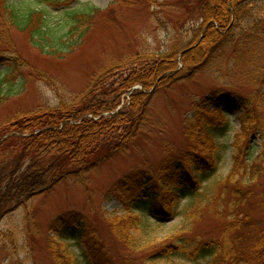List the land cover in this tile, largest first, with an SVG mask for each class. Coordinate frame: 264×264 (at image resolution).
<instances>
[{"label":"trees","instance_id":"16d2710c","mask_svg":"<svg viewBox=\"0 0 264 264\" xmlns=\"http://www.w3.org/2000/svg\"><path fill=\"white\" fill-rule=\"evenodd\" d=\"M10 3L6 0L3 21L20 32L28 31L33 46L46 55L59 53L66 43L78 47L99 12L97 8L69 12L66 25L70 28L65 39L64 31L51 24L46 10L59 2L29 0L21 7ZM185 7L190 14H197L200 24L193 30V42L184 50L206 32L201 48L195 49L201 51L196 53L192 68L215 69L225 61L231 67L225 76L245 83L243 89L232 87L221 97L227 107L240 112V130L230 141L231 114L212 103L199 104V110L189 119L194 131L197 129L200 144L194 158L184 155L167 160L157 176L130 173L114 184L110 193L123 211L131 212L127 221H132L134 230H139L146 215L155 223H163L173 208L187 200L185 215L189 221L185 229L167 245L151 250V262L178 258L187 264H264V0H196V5L187 2ZM45 49L54 52L49 54ZM177 52L166 54L169 63ZM147 60L131 59L123 66L121 63L120 69L128 73L135 69L145 75L157 67L156 61ZM1 65L5 70L0 72V110L25 91L28 81L21 77L18 82L15 75L26 63L0 53ZM158 70L155 76L166 71L163 66ZM149 80L146 85L152 83ZM86 93L88 101L99 96L105 100L113 94L99 84L91 85ZM83 96L72 101L61 98L57 105L45 103L27 110L22 107L10 116L0 117V217L14 211L20 202L51 192L67 179L84 176L128 142V131L135 121L132 110L96 122L85 116L100 113L101 108L85 103ZM211 106L219 117L200 111ZM255 135L262 141L256 156ZM229 148L234 149L231 171L226 179L215 183L213 178ZM208 215L216 219V233L211 238L197 232ZM126 217L116 216L108 220V225L128 247L134 240L119 225ZM73 221L79 224L81 218H58L56 224H62L59 240L75 230ZM86 241L82 240L84 244ZM94 246L84 249L81 257H76L68 246H61L63 252L54 255L55 264H115L105 246Z\"/></svg>","mask_w":264,"mask_h":264},{"label":"rangeland","instance_id":"374dc122","mask_svg":"<svg viewBox=\"0 0 264 264\" xmlns=\"http://www.w3.org/2000/svg\"><path fill=\"white\" fill-rule=\"evenodd\" d=\"M10 1L11 5L21 7L29 0ZM54 1L59 3L48 5L46 10L51 24L65 35L70 28L66 25L69 12L87 8H97L99 12L90 21L91 28L78 47L72 48L66 43L59 53L46 55L33 46L28 31L23 33L8 27L3 21L6 0H0V53L26 63L15 75L18 82L21 77L28 80L25 91L0 110V117L10 116L22 107L27 110L45 103L57 105L61 98L72 101L85 94V103L101 108L100 113L85 117L99 122L132 110L135 121L128 131V142L106 162L82 177L63 181L47 194L23 201L14 211L0 217V264H55L54 255L63 252L61 246H68L76 257H81L84 248H94L96 243L110 251L115 264H187L178 258L149 261L151 250L167 245L185 229L189 221L185 202L171 211L166 223H155L146 215L142 217L139 230H134L132 221H127L131 212L123 211L110 190L130 173L157 176L163 172L167 160L184 155L194 158L200 144L197 129L194 131L189 119L199 110V104H213L231 114L230 141H233L240 130L237 120L240 112L227 107L226 100L221 97L227 90L243 89L245 83L225 76L231 69L225 61L215 69L192 68L197 60L196 53L201 51L195 49L201 48L206 36L203 31L198 42L184 50L193 42V30L200 24L197 14H190L185 5L187 2L196 5V0ZM176 49L177 56L169 63L166 54ZM9 51H13V55ZM145 58L157 62V67L154 65L156 68L148 74L120 69L131 59L142 61ZM167 65L169 68L164 67ZM162 66L166 71L155 76ZM4 70L1 65L0 72ZM148 80L152 83L146 85ZM93 84L105 86L113 94L110 98L105 96V100L99 96L88 101L86 92ZM200 111L207 116H220L212 108ZM253 137L256 156L261 152L262 141L257 135ZM233 153V148L226 151L218 174L213 178L215 183L229 175ZM61 216L81 218L85 227L83 236L87 240L81 249L75 247L76 234H71L66 241L59 240L62 224L56 221ZM116 216H127L119 225L134 240L131 246L127 247L110 230L108 220ZM215 222L216 219L208 215L197 232L211 238L216 233ZM72 224L74 226L75 222Z\"/></svg>","mask_w":264,"mask_h":264}]
</instances>
